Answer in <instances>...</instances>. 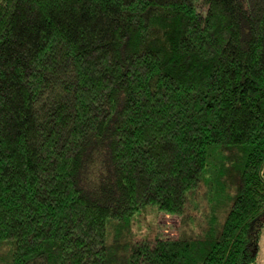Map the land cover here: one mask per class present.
Wrapping results in <instances>:
<instances>
[{"label":"trees","instance_id":"16d2710c","mask_svg":"<svg viewBox=\"0 0 264 264\" xmlns=\"http://www.w3.org/2000/svg\"><path fill=\"white\" fill-rule=\"evenodd\" d=\"M263 217L264 0H0V264H255Z\"/></svg>","mask_w":264,"mask_h":264},{"label":"rangeland","instance_id":"374dc122","mask_svg":"<svg viewBox=\"0 0 264 264\" xmlns=\"http://www.w3.org/2000/svg\"><path fill=\"white\" fill-rule=\"evenodd\" d=\"M176 216L160 213L152 209H142L133 218V223L131 225L132 232L136 238L142 236L151 238L156 234H178ZM262 222L259 237V250L258 258L255 264H264V217L260 220ZM258 225H256L257 227Z\"/></svg>","mask_w":264,"mask_h":264}]
</instances>
